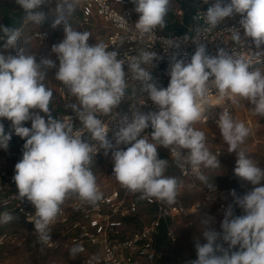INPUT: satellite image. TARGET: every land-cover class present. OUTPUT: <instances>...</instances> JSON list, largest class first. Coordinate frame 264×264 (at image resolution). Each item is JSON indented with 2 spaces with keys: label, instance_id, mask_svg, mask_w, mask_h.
<instances>
[{
  "label": "clouds",
  "instance_id": "obj_1",
  "mask_svg": "<svg viewBox=\"0 0 264 264\" xmlns=\"http://www.w3.org/2000/svg\"><path fill=\"white\" fill-rule=\"evenodd\" d=\"M25 12V20L43 24L52 17L51 27L63 26L64 38L52 46V53L59 61L31 54L19 44L20 32L0 25V32L7 37L5 51L0 52V119L11 122L12 131L6 133L0 123V148L7 149L15 135L25 139L22 159L15 164L13 180L20 200L27 199L35 207L32 219L39 240L50 239V225L57 219L60 206L69 194L95 205L102 199L96 177L89 165L93 154L101 149L113 160V175L117 182L141 198H155L172 203L176 197L177 179L166 176L168 161L160 158L158 146L171 147L173 155L184 157L200 181L208 177L199 172L205 168H218L220 161L206 147L205 134L192 127L201 118L199 103L209 87L214 85L221 96L240 97L254 106V112L264 116V73L251 70L250 62L234 57L224 48L210 55L206 44L195 43L196 50L190 60L171 57L166 88L152 82L151 73L142 65L159 59L154 51L141 50L130 60L119 58L115 50L109 51L102 43L89 44L88 32L74 30L69 17L79 0H61L55 12H45L48 0H15ZM134 11L139 14L135 28L141 34H149L157 27L165 26L170 0H132ZM239 15V29L232 35L240 42L242 35L260 53H264V0H214L204 13V20L211 29L217 28L226 18ZM199 35V31H198ZM174 43L175 48L179 44ZM125 66L127 70H125ZM57 68L55 79L60 81L78 103L70 105L80 121L74 132L72 118L57 119L51 116L50 102L53 91L43 81L50 69ZM139 82L141 91L156 106V111H131V116L120 115L116 110L126 94L127 73ZM44 113L47 116H42ZM97 113L110 117L118 125L113 137L108 138V127ZM31 121V128L24 122ZM218 127L228 152L236 154L234 174L252 185L243 196L235 197V204L243 215H234L228 205L222 231L209 225L202 233L206 243L195 244L197 259L190 264H264V169L237 151L249 135L243 122H237L225 110L218 118ZM151 128L150 134H144ZM88 134L95 145L85 139ZM121 145L127 146L121 148ZM13 216L3 214V222ZM227 243L229 251L224 249ZM82 249L74 245L69 253L76 255ZM222 253L217 255V253Z\"/></svg>",
  "mask_w": 264,
  "mask_h": 264
},
{
  "label": "built area",
  "instance_id": "obj_2",
  "mask_svg": "<svg viewBox=\"0 0 264 264\" xmlns=\"http://www.w3.org/2000/svg\"><path fill=\"white\" fill-rule=\"evenodd\" d=\"M186 1L188 4L192 2V0ZM213 2L214 0H202V3L195 9L193 22L189 24L187 30L173 34L165 33L160 27L149 34H141L135 28L139 14L134 11L135 6L131 0H79L77 7L81 11V24H91L96 16L107 23L111 31L99 43L104 44L109 51H117L119 58L130 60L133 56H137L142 49L156 52L159 59L153 61V67L151 64L142 65L145 70L151 73L152 82L155 81L156 76L170 77V61L175 53L179 52L178 58L186 57L190 60L196 50L195 43L206 44L210 55H215L219 48H224L234 57H243L249 61L251 67L260 65L264 61V53H260L250 41L243 38V35L240 42H235L232 39L235 31H241L239 15L226 18L215 29L209 28L206 24L204 13ZM175 13L183 22L186 14L185 9L177 8ZM25 27L26 23L17 29L20 32V38L26 30ZM29 36L36 41L37 48L30 51L25 43L20 42L19 38L20 46L36 55L38 61L41 57L52 59L58 68L59 61L51 49L54 44L63 39L53 42L52 32L44 27L29 29ZM173 42L179 44L178 49L174 47ZM11 54H15L13 50ZM57 68L50 69L47 73L51 74L57 91L65 101L63 106L57 105L61 111L60 119L71 117L75 132L80 127V121L70 105L78 103V101L70 95L60 81L55 79ZM125 70H127L126 66ZM126 79L127 87L132 83H137L131 78L130 72L127 73ZM239 98L221 96L215 86L211 85L206 95L199 101L202 104V115L198 121L212 122L217 125L219 115L225 110L230 113L234 102ZM215 106H220V109H213ZM129 109L132 111L140 109L143 112L157 110L147 94L133 100ZM247 110L252 111L253 105L248 104ZM114 111L122 115L124 110L119 106ZM97 115L105 122L109 131L116 124L110 117L99 113ZM0 123H3L6 133L12 131L10 121L0 119ZM24 126L31 128V121L24 122ZM151 131V128L146 129L144 134H150ZM89 142L95 145L94 141ZM24 143L25 139L12 132L8 148H0V219H3L4 213L17 214L34 228L31 221L35 215V207L26 198L24 200L18 198V190L13 180L15 174L13 168L22 159ZM112 143L115 141L113 140ZM126 147L121 145V148L126 149ZM159 147L165 149L169 158L178 165L177 194L174 202L168 203L155 198H144L147 205L154 207L153 217L143 227L127 232L126 221L138 214L141 208V199L139 193H132L122 187L113 175L114 165L109 167L108 174L113 177L110 182L101 183L96 179L98 190L102 193V199L99 202L92 205L72 194L69 202L60 206L57 219L50 225V230L60 227L59 229L62 228L61 230L65 231L64 235L68 234L63 240L51 239L47 243V247L50 249L63 250L65 259L62 264H153L158 259L156 236L162 218L169 219L173 223L181 217L192 216L206 208L215 207L217 211H222L232 201H235V197L232 195L233 190L236 196H239L235 186L221 185L206 173L203 166L199 172L206 175L208 180L207 183L200 181L197 173L187 162V150H184V157L177 159L173 155L171 147ZM102 153L103 149L96 155L93 154V157H99ZM224 153L225 149L218 148L214 155ZM89 167L94 174L91 165ZM262 169H264V163ZM194 194H198V197L190 201L186 200ZM6 237L7 233L1 237L0 244H3ZM168 237L173 241L177 239L171 226ZM74 245H79L82 250L76 255H70L69 251Z\"/></svg>",
  "mask_w": 264,
  "mask_h": 264
},
{
  "label": "rangeland",
  "instance_id": "obj_3",
  "mask_svg": "<svg viewBox=\"0 0 264 264\" xmlns=\"http://www.w3.org/2000/svg\"><path fill=\"white\" fill-rule=\"evenodd\" d=\"M193 1V0H192ZM181 2V3H180ZM180 2L175 1V6L169 5V11L165 17V26L162 28L165 33L172 34L173 32L167 31L168 27L171 26H181L183 24L182 19L175 13L177 8L183 7L187 8V1L181 0ZM61 0H48V3L44 6V11L50 15L55 12V9ZM180 3V4H179ZM193 10L192 7L187 8L188 10ZM23 10L16 4L15 0H0V25H4V19L6 16H11L15 11ZM185 11V13H186ZM186 13V14H187ZM194 13V12H193ZM192 13V14H193ZM192 18L190 20L193 22V15L189 14ZM81 16L79 8L77 5L75 11L71 17H69V23L74 30L81 32H88L90 35V43H99L103 41L107 33V29L104 28V24L101 21H95L94 25H83L80 23ZM52 17H49L42 25L35 22L27 21L25 32L20 38L21 43H25L30 50L31 41L29 40V29L34 27H44L48 28L52 32L54 39L64 38L63 26H58L55 29L51 27ZM5 41L0 42V52L8 54L12 50L5 51L4 49ZM259 69L264 73V65H253L251 70ZM170 77L164 75L156 76L154 83L159 87L166 88L169 84ZM146 93L141 91L139 82L132 83L128 89H126V94L122 98L121 104L119 105L124 111L122 115L131 116V111L129 109L130 104L133 100L144 96ZM55 98V97H54ZM62 104L60 99L55 100ZM250 104L243 98L237 100V108L233 109L232 117L237 122H243L245 126L249 129V135L245 138L244 142L239 145L237 151H244L245 154L253 159L257 166L263 168L264 163V116H260L253 110H247V105ZM52 106V105H51ZM49 105V107H51ZM213 109H220V106H215ZM58 114L55 112L51 114L53 118L58 119ZM247 115L250 116V120L247 121ZM192 127L196 130L202 131L205 134V143L209 151L214 155L216 149L223 148L225 153L222 155H215L220 161V166L218 168H205L206 173L217 179L218 176H228L230 181L234 182L239 196H243L247 191L251 190L252 185L244 182L239 177L234 174V168L236 166V154L228 152V145L222 138L219 127L212 122H202L196 121L193 123ZM108 131L109 140L113 141V137L117 131L118 125L115 124ZM83 139L91 141V137L86 134ZM161 149V148H160ZM162 150V149H161ZM111 151L109 150L107 155L105 150L99 157H93L90 165L94 171L96 179L101 183L110 182L113 177L108 174V168L113 166V160L111 156ZM166 176L175 177L178 176V167L175 161L168 160V166L165 172ZM113 182V181H112ZM69 194L66 198L71 197ZM141 208L138 214L132 219L128 220L126 231H132L143 227L147 224L154 214V209L152 206L147 205L144 202V198H141ZM198 197V194H194L188 197L186 200L190 201ZM232 201L230 204L233 206L234 215H243V210ZM227 209V208H226ZM226 209L222 211H217L215 207L206 208L198 213L188 216L181 217L179 220L174 221L171 225L172 230L176 234L177 239L175 241L169 239L163 245L157 248L158 259L153 264H162V259L164 257H170L175 259V262L165 263V264H190L191 261L196 260L197 252L195 244L197 242L203 244L206 243L202 233L207 230L209 225L204 224L202 221L205 219H210V227L214 228L216 231H222L221 222L223 221ZM13 219L9 222H3L0 219V239L7 233V237L3 244H0V264H62L65 259L63 250H55L47 247V243L53 239H65L68 234L58 228H53L50 230L51 239L47 243H43L39 240L38 233L35 229L27 225L22 218L17 214H11ZM223 243V242H220ZM223 247L226 250L236 251L238 246L233 249H229L227 243H223ZM222 253H217L220 255Z\"/></svg>",
  "mask_w": 264,
  "mask_h": 264
},
{
  "label": "trees",
  "instance_id": "obj_4",
  "mask_svg": "<svg viewBox=\"0 0 264 264\" xmlns=\"http://www.w3.org/2000/svg\"><path fill=\"white\" fill-rule=\"evenodd\" d=\"M190 20H192V18H190L189 16H185L184 20H183V24L181 26H171L168 28V30H171V32H173V33L183 32V31L187 30V28L191 22ZM26 22L27 21L25 20V12L23 10L15 11L11 16H6L4 19V25L5 26H7L11 29H16V30ZM6 39H7V37L3 34V32H0V42L1 41L6 42ZM260 65L263 66L264 61L262 63H260ZM128 87H126V89H128ZM158 152H159L160 158L166 159L167 161L169 160V156H168L167 151H165L163 149L162 150L158 149ZM177 167H178V165H177ZM216 180L221 185H224V186L232 185V186H234V182L230 181L228 176H218ZM234 204H235V202H234ZM153 209H154V207H153ZM130 219H132V217L128 218L127 220H130ZM171 224L172 223L169 219H165V218L161 219L160 226H159V232L156 236V248L159 249V247L161 245H163L167 240H169L168 231H169ZM27 225H29V224H27ZM170 262H175V259L170 258V257H164L162 259V264L170 263Z\"/></svg>",
  "mask_w": 264,
  "mask_h": 264
},
{
  "label": "crops",
  "instance_id": "obj_5",
  "mask_svg": "<svg viewBox=\"0 0 264 264\" xmlns=\"http://www.w3.org/2000/svg\"><path fill=\"white\" fill-rule=\"evenodd\" d=\"M132 1V0H131ZM175 1L176 2H180L181 0H170V4L169 5H172V6H175L176 4H175ZM181 3V2H180ZM179 3V4H180ZM202 3V0H193L190 4H188V3H186V5H187V8H190V7H192L193 8V10H188V12L189 13H187V11H186V9H185V11H186V15H191L194 11H195V9L200 5ZM133 4V3H132ZM134 5V4H133ZM135 6V5H134ZM80 11V10H79ZM193 15V14H192ZM80 16H81V11H80ZM95 21H101L103 24H104V28H106L107 29V33H106V35H105V38H106V36L108 35V33L111 31V29L109 28V26L107 25V23H105L100 17H98V16H96L94 19H93V22L91 23V24H88V25H94V22ZM169 28V27H168ZM167 28V29H168ZM167 31H171V30H167ZM104 38V39H105ZM63 39V38H62ZM103 39V40H104ZM58 39H54V37H53V42L54 41H57ZM29 41H31V44H30V46H31V48H30V51H33V50H35L36 48H37V44H36V41L34 40V39H32L30 36H29V40H28V42ZM89 42V44H95V43H90V41H88ZM30 43V42H29ZM43 83L45 84V86L47 87V88H50L52 91H53V97H52V100H51V102H50V110H51V113L50 114H54L55 112L58 114L57 116H58V119H60V114H61V111H60V109H59V107L57 106V105H59V106H63L64 104H65V101H64V99L61 97V95L59 94V92L57 91V89H56V85H55V82L53 81V79H52V76H51V74L50 73H47V77H46V79L43 81ZM55 97V98H54ZM57 99H60V101L62 102V104L61 103H59V102H57V101H55V100H57ZM237 101H235L234 102V106H233V108H232V110H231V112H230V114H231V116H232V111H233V109H235V108H237ZM42 116H45V114L44 113H40ZM233 118V117H232ZM247 121H249L250 120V116L249 115H247ZM45 119H47V116H45ZM161 147H159L158 146V149H160ZM161 149H163V148H161ZM163 150H165V149H163ZM166 151V150H165ZM169 160H171L170 158H169ZM171 161H173V160H171ZM13 170L15 171V167L13 168ZM140 194V193H139ZM71 199V197H68V198H65V200H64V202L63 203H67V202H69V200ZM127 222H128V220L126 221V225H127ZM125 225V229H126V226ZM127 232H129V231H127Z\"/></svg>",
  "mask_w": 264,
  "mask_h": 264
},
{
  "label": "bare ground",
  "instance_id": "obj_6",
  "mask_svg": "<svg viewBox=\"0 0 264 264\" xmlns=\"http://www.w3.org/2000/svg\"><path fill=\"white\" fill-rule=\"evenodd\" d=\"M200 105H202V104H200Z\"/></svg>",
  "mask_w": 264,
  "mask_h": 264
}]
</instances>
